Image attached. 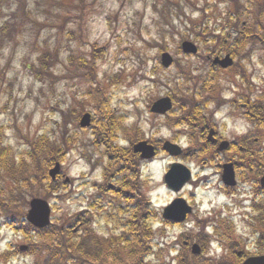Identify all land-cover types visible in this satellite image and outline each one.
Instances as JSON below:
<instances>
[{
	"label": "rangeland",
	"instance_id": "obj_1",
	"mask_svg": "<svg viewBox=\"0 0 264 264\" xmlns=\"http://www.w3.org/2000/svg\"><path fill=\"white\" fill-rule=\"evenodd\" d=\"M236 1L239 3L240 0ZM255 2L241 0V8L238 6L235 9L231 0H83V3L81 0H0V124L7 128V141L16 151L22 152L29 149L28 139L42 134L55 136L53 130L56 134H61L67 129L68 136L76 140L70 146L62 168L61 184L65 183L66 178H71L72 181L66 191L64 188L58 192L69 199L57 200V208L52 212L56 224L82 211L98 195L97 185L104 182L107 173L115 170L114 155L107 154L94 144L95 123L82 128L75 118L77 113L73 112L70 116V112L74 110H85L96 117V108L94 109V102L88 94V87L105 89L109 99L108 106L116 110V120L120 118L118 115L125 116L120 118L123 124H117L114 135L115 137L119 130L117 138L122 144L133 148L134 143L143 140L142 138L158 145L162 139H172L182 126L173 129V126L168 127L170 124L166 117L152 113L150 104L168 94L171 89L179 91L180 87H185L184 82L187 80L182 77V69L178 67L182 64L192 71L196 77L195 82H199L202 63L198 57H185L181 54L184 36L194 39V23H199L201 27L211 21L209 28L213 30L222 20L218 16L220 10L247 17L240 13L241 10H252ZM214 4L220 10L211 8ZM206 8L209 9L208 16ZM7 26V29L1 31ZM207 35H213L212 31H207ZM218 42L219 46H226L228 43L221 36ZM95 44L105 50L102 60L97 61L100 84H92L81 72L85 56L90 55L92 45L94 48ZM52 48L58 52L59 60L49 70V73L53 71V76L41 81L36 78L39 67L37 59L40 55H45L44 52L50 53ZM162 53L169 55L168 60L175 57V64L170 68L163 67ZM74 55L76 59L71 61ZM239 68L240 66L236 70ZM120 72V77L113 81L114 75ZM229 74L232 75L225 79ZM221 78L223 90H216V97L234 98L237 91L228 81L240 83L241 78L232 72L222 74ZM91 91L95 90L90 88ZM239 91L241 92V87ZM200 93L202 94L198 86L188 91L189 95L200 96ZM181 94L184 95L185 92ZM174 109L180 110L179 106ZM223 109L225 114L231 107L227 105ZM63 115L67 119L65 123ZM125 122L128 126L138 122L141 132L133 131L131 137L128 136V131L123 127ZM58 124L63 126L62 131ZM234 132L235 127L231 129L230 137H233ZM178 140L184 141L179 133ZM260 146H264V141ZM174 159L163 149H159V155L143 163V177L149 180L144 192L152 197L158 207L167 204L174 197V193L164 183L169 163ZM212 181L217 182V176ZM214 195V190L198 192L197 200L205 203L201 209L202 216L205 215L204 209H210L209 199ZM27 196L32 198L29 193ZM55 197H58L57 194L49 200L55 203ZM222 200L224 199L218 201ZM108 202V199L102 202L106 209ZM121 216L124 217V214ZM95 217L94 226L99 234L109 237L120 234L121 228H116L114 224L115 217L109 219L111 221H107L108 218L98 221ZM97 217L100 218L98 215ZM151 218L153 230L157 234L152 233L150 244L152 242L158 250L161 243L165 248L162 256L167 261L173 260L175 249H182L184 225H166L162 217L159 218L156 214ZM119 219L120 217L117 221ZM5 222V219H0V255L11 250L16 254L15 264H34L36 261L37 264H47L45 260H41L42 256H46L41 249L42 255L38 250L36 257L20 254L18 248L14 250L16 245L27 242L23 235L13 231ZM75 232L78 239L83 235L84 229ZM157 261L155 257V262ZM184 264L190 262L186 260Z\"/></svg>",
	"mask_w": 264,
	"mask_h": 264
},
{
	"label": "flooded vegetation",
	"instance_id": "obj_2",
	"mask_svg": "<svg viewBox=\"0 0 264 264\" xmlns=\"http://www.w3.org/2000/svg\"><path fill=\"white\" fill-rule=\"evenodd\" d=\"M220 36L209 35L201 41L198 53L191 55L202 63V89L214 86L224 72L238 75L241 82L233 83L238 93L232 99H217L209 89V97L205 94L199 103L202 114L187 118L182 154L171 161L183 162L192 171V179L179 193L189 207L184 243L188 252L202 254L194 264H264V146L259 142L264 139V40L243 46L235 38L232 44L219 46ZM226 55L234 59L232 66L215 63L217 57ZM187 72L192 71L187 68ZM227 105L231 107L228 113L219 112ZM214 176L217 182L212 181ZM201 190L215 191L204 216L205 203L197 200Z\"/></svg>",
	"mask_w": 264,
	"mask_h": 264
},
{
	"label": "trees",
	"instance_id": "obj_3",
	"mask_svg": "<svg viewBox=\"0 0 264 264\" xmlns=\"http://www.w3.org/2000/svg\"><path fill=\"white\" fill-rule=\"evenodd\" d=\"M81 2L83 3V0ZM194 25L196 29L193 33L200 35V24L194 23ZM8 26L3 27L1 31L7 29ZM44 53L45 55H40L37 59L39 67L36 71V78L41 81L53 76V71L49 73V70L53 69L59 60L55 48H52L50 53L48 51ZM104 55V47L95 44L93 48L92 45L90 55L85 56L81 65L83 77L89 79L92 84H100L97 61L102 60ZM75 59V55L71 57V61ZM120 75L121 73L114 75L112 80L118 79ZM90 88L95 91L90 92ZM88 90L94 102V109L96 108L94 144L101 147L107 154H113L116 159L114 172L106 174L107 179L114 180L115 184L105 187L115 196V199L110 202L112 208L108 211L107 218L117 219L115 212L124 213L126 220L118 221L124 226L123 233L110 241H104L96 236L95 232L86 229L78 240L72 227L69 226L72 221L75 222L73 217L63 221L61 225L43 229L34 227L25 219L30 198L27 193L32 197L51 198L60 190L65 188L66 191L69 187L67 183L61 184L60 179L53 181L48 172L56 161L62 163L66 161L70 146L76 141L68 136L67 129L62 131L63 126L60 124L58 125L61 128V134H56L53 130L55 136L42 134L34 139H28L29 149L22 152L16 151L15 147L7 141V128L0 124V219H5V224L23 231L26 235L35 233L42 238V243L35 246L38 249L41 247L46 249L54 259L52 264H154L151 259L152 244L149 242L154 235L151 224V213L154 209L143 192L147 181H141L139 177L141 160L132 152L131 147H122L115 142L119 132L117 130L116 137H114L116 126L122 124L120 118L123 117L116 120L115 111L112 110V106H108L107 91L94 86L88 87ZM181 92H183V87L176 92L180 105L182 106L185 102L190 103L191 99L184 97ZM73 112L77 113L75 118L79 121L85 110L81 112L74 110L70 112V116ZM65 117L66 115H63L64 123L67 122ZM170 121H175V126H179L182 118L178 117ZM123 127L126 126L123 125ZM125 129L131 137L133 131L128 127ZM59 199L67 200L65 194L56 197L55 200ZM79 216L80 220L86 218L84 215Z\"/></svg>",
	"mask_w": 264,
	"mask_h": 264
},
{
	"label": "water",
	"instance_id": "obj_4",
	"mask_svg": "<svg viewBox=\"0 0 264 264\" xmlns=\"http://www.w3.org/2000/svg\"><path fill=\"white\" fill-rule=\"evenodd\" d=\"M183 49L185 52H193L197 51V48L190 42H185L183 44ZM169 55H163V63L166 66H169L172 60H168ZM224 66H226L224 64ZM172 107V100L169 97H164L159 99L157 102L154 103L152 110L157 112H166L168 109ZM91 116L90 114H86L81 124L82 126H88L90 124ZM165 148L168 149L172 154H179L177 145H174L170 142H166ZM134 150L136 152H142V157L144 158H151L155 154L154 146L150 145L147 141H141L134 146ZM61 165L57 163L55 167L51 170V175L55 178L56 174L60 171ZM190 173L188 170L184 168L181 164H174L172 169L167 173L165 179L168 184L176 186V188H180L189 178ZM177 206L176 211L180 214L185 212V208L183 205V200L179 199L176 200L174 204L167 207L165 209V216L171 217L170 212L172 211L173 207ZM50 213L51 207L47 200L43 198H33L30 202V209L27 213V219L31 223H33L37 227H44L50 223ZM181 220L182 218H176Z\"/></svg>",
	"mask_w": 264,
	"mask_h": 264
}]
</instances>
